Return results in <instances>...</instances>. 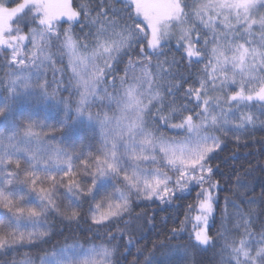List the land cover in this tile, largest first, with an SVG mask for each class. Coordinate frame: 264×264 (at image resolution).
Here are the masks:
<instances>
[{
  "label": "snow or ice",
  "instance_id": "snow-or-ice-1",
  "mask_svg": "<svg viewBox=\"0 0 264 264\" xmlns=\"http://www.w3.org/2000/svg\"><path fill=\"white\" fill-rule=\"evenodd\" d=\"M117 2L0 0V254L47 243V221H78L90 198L107 243L66 242L40 264H115L135 201L170 204L193 188L194 248L223 241L220 264H264V227L255 234L238 205L231 238L223 219L209 230L221 134L255 125L253 109L264 116V0Z\"/></svg>",
  "mask_w": 264,
  "mask_h": 264
},
{
  "label": "trees",
  "instance_id": "trees-1",
  "mask_svg": "<svg viewBox=\"0 0 264 264\" xmlns=\"http://www.w3.org/2000/svg\"><path fill=\"white\" fill-rule=\"evenodd\" d=\"M73 6L87 3L95 9L100 0H71ZM15 0H7V4L14 6ZM113 7L121 9L123 5L117 0H111ZM79 32V29H76ZM173 53L177 59L179 53ZM171 57H169L170 59ZM67 60L65 58V64ZM57 67L63 65L57 64ZM180 70H177L179 74ZM182 71L195 73L198 69L189 70L185 65ZM6 69L0 63V77L5 75ZM51 79V72L48 73ZM6 84L0 86V104L7 96ZM65 95H67L65 93ZM257 117L255 125H246L245 128L221 134V149L213 154L211 166L214 169V178L219 181L220 187L216 196V213L214 220H210V234L215 235L223 231L231 238L235 234L234 221L238 205L239 209L250 216L253 224V232L258 234L264 227V116L259 115L257 109H253ZM41 115L45 113L41 112ZM48 122L58 126V121L63 120V115L48 113ZM199 189L189 188L184 193L177 192L170 204L161 205L153 201H135L133 208V220L129 227L132 235L131 244L128 237L118 243V250L114 255L115 264H220V247L201 250L194 248V240L190 237L193 225L196 223V194ZM61 201L64 197L61 196ZM227 204V217H223L225 202ZM80 219L69 223L59 217L53 216L47 221L49 236L45 237L47 243H33L17 245L18 250L8 255L0 254V264H12L13 260H22L25 255L35 263L40 262L46 252L60 247L66 242L79 241L86 247L89 243H107L109 229L91 223L89 219L90 198L82 201ZM191 206V207H190ZM188 220H185V217ZM139 217V219H136ZM222 219L224 228L221 227ZM184 227V232L178 237L172 236V229ZM121 228L124 225H120ZM99 229V230H98ZM115 233L116 229H111ZM185 250H188L187 254Z\"/></svg>",
  "mask_w": 264,
  "mask_h": 264
},
{
  "label": "rangeland",
  "instance_id": "rangeland-1",
  "mask_svg": "<svg viewBox=\"0 0 264 264\" xmlns=\"http://www.w3.org/2000/svg\"><path fill=\"white\" fill-rule=\"evenodd\" d=\"M33 264H40V262H37V263L33 262Z\"/></svg>",
  "mask_w": 264,
  "mask_h": 264
}]
</instances>
